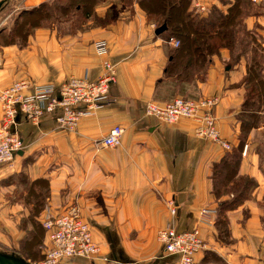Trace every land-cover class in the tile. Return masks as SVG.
Wrapping results in <instances>:
<instances>
[{"label":"crops","instance_id":"0c3cea01","mask_svg":"<svg viewBox=\"0 0 264 264\" xmlns=\"http://www.w3.org/2000/svg\"><path fill=\"white\" fill-rule=\"evenodd\" d=\"M54 1L7 0L0 7V35L11 34L0 42V90L21 79L37 85H57L70 77L96 80L107 60L116 69L109 91L113 101L80 119L72 130L60 127L54 114L37 124L17 116L23 147L0 164V246L16 250L26 234L20 222L27 209L12 195L16 185L11 182L23 173L31 182L45 180L48 187L46 205L35 217L38 222L76 205L91 226L99 255L71 257L64 264H172L175 257L164 254L157 239L158 230L170 221L178 231L198 228L206 245L198 255L201 260L213 251L225 264H256L264 247V122L250 128L241 143L246 59L230 63L223 48L203 80L178 81L165 76L172 42L155 33L156 25L136 2L128 8L121 0H69L77 1L70 19L29 24L38 7L53 6ZM232 1L207 3L225 10ZM247 1L245 28L264 46V0ZM61 6L57 10L73 7ZM99 41L106 45L104 56L96 53ZM213 95L218 96L214 113L220 136L229 149L197 137L193 119L165 123L145 114L147 102L163 105L178 96ZM114 125L124 129L120 145H102ZM233 151L240 160L230 185L243 178L252 182L242 201L225 212L228 242H221L215 227L218 203L232 193L216 198L212 168ZM169 199L175 203L174 217ZM204 208L214 210L209 222H199Z\"/></svg>","mask_w":264,"mask_h":264},{"label":"built area","instance_id":"2783aa9c","mask_svg":"<svg viewBox=\"0 0 264 264\" xmlns=\"http://www.w3.org/2000/svg\"><path fill=\"white\" fill-rule=\"evenodd\" d=\"M208 7L207 0H195L193 3L194 11L198 13L206 12ZM170 41L174 47L179 45L178 39L172 38ZM96 53L102 56L107 54L103 41L96 43ZM102 70L96 80H89L85 76L70 77L57 85H37L21 79L1 89L0 164L12 160L23 147L16 129L17 116L37 124L44 115L54 114L60 127L72 130L80 119L93 116L101 108L110 105L113 99L109 91L116 82V69L105 60ZM217 102V95L198 99L178 96L163 105L147 102L144 109L146 115L153 116L160 122L174 123L182 118L193 119L196 123L194 134L197 137L216 141L229 149L230 145L220 136L214 115ZM123 132L120 125H114L102 138V145H120ZM242 153H245V149ZM168 210L170 216L174 217L176 207L172 199L168 200ZM212 214L214 210L201 209L198 214L199 222H209ZM40 223L45 231L46 243L43 245L42 257L36 264H64L71 257L94 258L99 255L100 246L94 241L91 226L82 218L76 205H71L60 213H48ZM157 239L163 253L175 257L172 264H202L198 255L206 249V245L198 228L178 231L170 221L158 230ZM240 264L250 262L243 261ZM256 264H264V247Z\"/></svg>","mask_w":264,"mask_h":264},{"label":"trees","instance_id":"16d2710c","mask_svg":"<svg viewBox=\"0 0 264 264\" xmlns=\"http://www.w3.org/2000/svg\"><path fill=\"white\" fill-rule=\"evenodd\" d=\"M192 1L135 0L145 12L148 21L155 19L154 21L156 22L158 18L160 20L156 27L160 25L166 26V29L160 34L165 35L167 39L173 36L179 40V45L172 49L169 61L165 67L166 77L175 78L178 81L203 80L213 56L218 55L223 48H226L230 53V63L237 62L242 56L246 59V76L243 80L246 95L239 119L243 134L242 143L243 137L250 128L264 122L262 116L264 110V69L255 60V57L250 55L251 51H253L252 49L256 48L258 43L262 44V42L258 40L255 33L245 28L244 17L248 14V10L243 9V0H233L225 10L211 5L204 13L195 12ZM50 9L53 8L49 4H43L38 7L33 12L32 17L28 19L29 24H41L43 16L48 18ZM239 160V152L233 151L224 156L220 163L214 164L212 168V190L216 198L219 199L221 196V186L227 189L225 193H232L231 198L218 203L215 227L217 238L221 242H228V226L225 212L242 201L247 186L252 182L243 178L234 185H230L235 179ZM21 175L23 176L24 174L21 173ZM37 182L46 183L43 179L34 183ZM228 188H233V190ZM43 207L44 202L37 203L38 209L41 210ZM35 217L36 214L29 219L33 231L20 242L22 253H12L16 258L25 261L27 259L36 260L39 252H41L42 257L41 238L43 228ZM32 218L35 221H32ZM0 253L10 255L2 251ZM207 254L201 260L202 264L205 263Z\"/></svg>","mask_w":264,"mask_h":264},{"label":"rangeland","instance_id":"374dc122","mask_svg":"<svg viewBox=\"0 0 264 264\" xmlns=\"http://www.w3.org/2000/svg\"><path fill=\"white\" fill-rule=\"evenodd\" d=\"M121 2H123V6L126 5V7H130L135 0H121ZM54 5L51 6L53 9H50L49 11V16L48 18L46 16L42 17V21H44V23L46 22H61L63 20H67L70 19L71 16L73 14H71L74 11V6L73 4L77 3V1H73L72 3L69 2V0H55L54 2H52ZM61 4L65 7H67L68 4L72 5L73 7H70L68 10L63 11V10H57L58 8H61ZM242 7L243 9L245 8V10H248V8L250 7L249 3L247 0H243L242 3ZM145 13V12H144ZM155 19H152L153 23L156 25L160 19L157 18V21H154ZM151 21V22H152ZM27 24V23H26ZM25 28H27V26H23V30H25ZM12 29V27H11ZM239 29V28H236ZM10 33L6 32V33H2L0 36V42H6L9 40L10 37ZM172 38L176 39V37H169L168 39L171 40ZM247 39H249V37H247ZM260 41V40H259ZM256 44V43H255ZM173 48H175L173 46ZM253 51H251L250 55H253L255 57V60L259 62V64L261 65V67L264 69V46L262 44L256 45V48L252 49ZM190 98V97H188ZM200 98V97H199ZM193 99V98H192ZM198 99V98H196ZM145 107V106H144ZM215 115V113H214ZM11 182L13 184L16 185V187L13 190L12 195L18 199L21 200V203L26 207L27 209V216L23 218V220L20 222L21 223V229L24 230L26 232V234L24 235V238L27 237L29 235V233L31 231H33L31 223H30V218L36 214V216H39L41 210L44 208H42L41 210L37 208V203L40 202H44V206L46 205V195H48V188H47V184L46 183H40V184H36L34 182H31L26 176H22L20 175H16L13 176L11 179ZM229 190H233V188H228ZM220 192H221V196L225 197L227 195V189L224 188V186H221L220 188ZM36 219V218H35ZM32 221H35L34 218H32ZM37 221V220H36ZM40 223V222H39ZM23 238V239H24ZM43 250V245L41 243V251ZM4 252L7 254H18V253H22V248H21V243L18 244V249L13 250V249H5L3 247L0 246V252ZM207 258L205 259V263L204 264H225L224 260L218 256L217 253L213 252V251H208L207 252ZM39 256L36 258V260H30L27 259L26 261L30 264H36L37 261H39V259L41 258V252H39L38 254Z\"/></svg>","mask_w":264,"mask_h":264},{"label":"water","instance_id":"95a60500","mask_svg":"<svg viewBox=\"0 0 264 264\" xmlns=\"http://www.w3.org/2000/svg\"><path fill=\"white\" fill-rule=\"evenodd\" d=\"M7 1V0H0V7L2 6V4ZM166 29L165 25H160L155 29V33L159 34L161 32H163ZM0 264H30L27 261L20 259V258H16L14 257L12 254L10 255H4L2 253H0Z\"/></svg>","mask_w":264,"mask_h":264}]
</instances>
